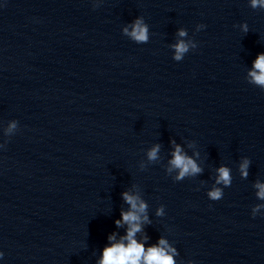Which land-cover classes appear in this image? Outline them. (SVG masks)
<instances>
[{"label": "clouds", "instance_id": "clouds-1", "mask_svg": "<svg viewBox=\"0 0 264 264\" xmlns=\"http://www.w3.org/2000/svg\"><path fill=\"white\" fill-rule=\"evenodd\" d=\"M249 6L252 9H264V0H250ZM205 27L204 25H197L196 30L199 31ZM242 30L246 33L248 31L247 24L241 25ZM124 33L130 36L133 40L140 43H146L149 39V27L145 23L143 17L137 18L132 25L131 32L128 28H124ZM177 35L181 38L187 37L188 32L184 28H180ZM174 49L173 59L175 61H181L185 54H187L191 49H195L197 44L195 41L186 42L184 39L178 40V42L172 45ZM251 77V83L258 86L260 89L264 90V53L258 54L257 58L253 62V70L249 73ZM17 124L13 121L9 125V130L16 128ZM160 145H155L148 151L147 156L150 161H155L158 158V152ZM173 158L170 161V165L174 169H178V175L175 177L176 181H182L185 177L195 176L201 173L202 169L195 163L193 159L182 153L179 145L175 147L173 152ZM248 160L240 166V171L243 176H247ZM232 182V177L230 175V170L227 167H220L218 169V177L216 179V184H223L224 186H230ZM257 188L259 192L257 197L264 200V184L257 183ZM210 200L217 201L223 197V190L219 187H214L207 193ZM123 198L125 202L130 205V210L121 213V219L116 220L115 223L117 227L122 224H126L127 231L126 236L122 237L119 242H114L111 246L104 249L102 259L99 264H176L174 255H177L176 249L171 248L167 245V241L160 239V246H152L145 249L142 243H139L135 236L141 231L142 223L148 222V217L146 215L147 204L140 200L138 196L130 195L128 192L123 193ZM264 205H257L253 209V217H255L256 211ZM163 214V208L157 210V215ZM110 241H115V234L109 236ZM127 241V243H125ZM3 253L0 252V257ZM188 264H192L191 261Z\"/></svg>", "mask_w": 264, "mask_h": 264}]
</instances>
